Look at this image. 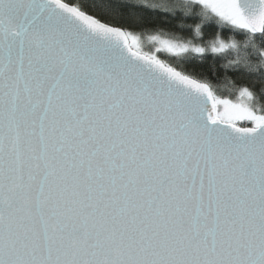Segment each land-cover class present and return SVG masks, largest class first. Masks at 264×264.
I'll return each mask as SVG.
<instances>
[{
  "label": "snow or ice",
  "instance_id": "obj_1",
  "mask_svg": "<svg viewBox=\"0 0 264 264\" xmlns=\"http://www.w3.org/2000/svg\"><path fill=\"white\" fill-rule=\"evenodd\" d=\"M0 264H264V0H0Z\"/></svg>",
  "mask_w": 264,
  "mask_h": 264
},
{
  "label": "trees",
  "instance_id": "obj_2",
  "mask_svg": "<svg viewBox=\"0 0 264 264\" xmlns=\"http://www.w3.org/2000/svg\"><path fill=\"white\" fill-rule=\"evenodd\" d=\"M205 27L208 29L207 34L205 35V40H210L216 35H221V30L214 22H208ZM154 30L165 37L176 40L187 41L192 39L190 31L183 29L179 21L167 18V14L162 11L160 12L158 23L154 26ZM227 38H231L230 33ZM149 49L150 48H148V50ZM159 55L166 62L176 66L179 70L196 75L201 79L210 80L217 86L218 94L225 96L228 95L229 85L234 81V77L229 73L227 80H225V65L223 61L219 64L216 62L219 60V57H213L211 54H208V59L204 61L200 57L191 53L185 54L181 57H165L161 54Z\"/></svg>",
  "mask_w": 264,
  "mask_h": 264
},
{
  "label": "rangeland",
  "instance_id": "obj_3",
  "mask_svg": "<svg viewBox=\"0 0 264 264\" xmlns=\"http://www.w3.org/2000/svg\"><path fill=\"white\" fill-rule=\"evenodd\" d=\"M148 48H151V45H149V44H145V50H148ZM162 56H165V57H173V56H171V55H169V54H166V53H160Z\"/></svg>",
  "mask_w": 264,
  "mask_h": 264
}]
</instances>
